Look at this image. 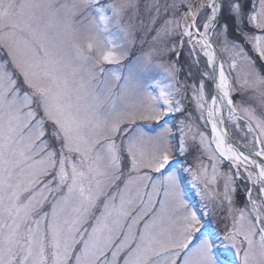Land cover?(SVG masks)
Segmentation results:
<instances>
[{
	"label": "snow or ice",
	"instance_id": "1",
	"mask_svg": "<svg viewBox=\"0 0 264 264\" xmlns=\"http://www.w3.org/2000/svg\"><path fill=\"white\" fill-rule=\"evenodd\" d=\"M137 7L0 0V264H264V109L234 99L212 40L230 72L247 66L235 83L264 105V0L148 6L161 55L178 34L203 59L198 82L180 87L174 65H157L166 84L144 78L152 51L124 71ZM189 135L194 164L181 162ZM225 206L230 223L210 227Z\"/></svg>",
	"mask_w": 264,
	"mask_h": 264
},
{
	"label": "rangeland",
	"instance_id": "2",
	"mask_svg": "<svg viewBox=\"0 0 264 264\" xmlns=\"http://www.w3.org/2000/svg\"><path fill=\"white\" fill-rule=\"evenodd\" d=\"M155 0H136L138 7L129 12V17H131V22L133 24L132 28V36L131 40L134 42L131 44L125 43V49L129 52V59L122 62V67L124 71H127V66L131 63V61L135 60L138 57H142L144 54L152 51V59L151 64L144 71L143 76L146 79H159L162 83H167L168 81L165 79L164 69L158 67V64H164L165 66L174 65L175 66V76L179 81L177 87L181 85L191 86L194 83H197L200 78V73L203 69V59L201 58V63L199 67L193 62L192 57L189 56L188 45L185 43L184 47H180V43L178 42V34L171 37L168 40L167 46L163 48V54L161 55V42L154 41L153 37L155 36V32L152 30L153 26L151 23V16L149 15V5L153 4ZM152 15H155L153 12ZM158 27V25H157ZM212 38L217 43L220 51L221 61L225 62V71L229 74V79L233 81V87L236 89L232 93L234 99L239 103L243 102V106H252L257 108V110L264 109V105H261L260 98L254 94L251 90L241 88L239 84L235 83V79L237 75H239L240 80L242 81L245 77V74L249 71L247 66L243 63H238L237 69L234 72H230L228 68V63H230L228 53L222 50L223 48V39L218 38L215 34H213ZM229 39H236L231 33H229ZM242 42V38H239ZM116 43H123V41L119 38V34H116ZM175 45V50H170ZM105 67H111L109 65H105ZM141 65H137L134 68V71H139ZM206 91L211 93L212 86L206 81ZM192 93L190 89L182 88L179 99L182 100L183 104L186 107L195 108V101L192 100ZM210 99V96H209ZM198 115V113H196ZM182 117L178 113L169 114L168 120L172 124H176ZM143 123V122H142ZM230 125L231 132L235 136L236 140H240V135L237 134L236 130L232 129V125ZM242 143V141H241ZM188 155L181 158V162L185 164H194L196 157L199 155L197 152L198 140L193 141L191 136L189 135L186 141ZM206 159V158H205ZM226 170V166H225ZM242 183V182H241ZM221 189H222V181H221ZM245 185L242 183V188L237 181V193L234 197L236 201V207L243 206V192ZM225 223H230V220L226 218V206L225 209L217 208L215 210L214 215L211 217L210 227L216 228L219 227L223 229ZM229 261H234L237 258L231 252H226Z\"/></svg>",
	"mask_w": 264,
	"mask_h": 264
},
{
	"label": "water",
	"instance_id": "3",
	"mask_svg": "<svg viewBox=\"0 0 264 264\" xmlns=\"http://www.w3.org/2000/svg\"><path fill=\"white\" fill-rule=\"evenodd\" d=\"M212 40H213L214 44L216 45L217 49H219V47H218L217 43L214 41V39H213V38H212ZM218 55H219V59H220V61H221V58H220V53H219V52H218ZM211 86H212V89H213V85H212V84H211ZM225 115H226V113H225ZM229 131H230V126H229ZM233 139H235V140H236V138H234V137H233Z\"/></svg>",
	"mask_w": 264,
	"mask_h": 264
},
{
	"label": "bare ground",
	"instance_id": "4",
	"mask_svg": "<svg viewBox=\"0 0 264 264\" xmlns=\"http://www.w3.org/2000/svg\"><path fill=\"white\" fill-rule=\"evenodd\" d=\"M231 132V131H230ZM231 134H233L232 132H231ZM238 183H239V185L241 186V188H242V183L240 182V181H238Z\"/></svg>",
	"mask_w": 264,
	"mask_h": 264
}]
</instances>
